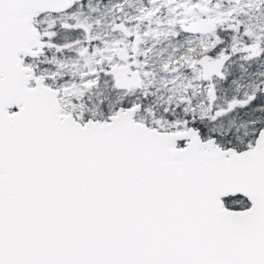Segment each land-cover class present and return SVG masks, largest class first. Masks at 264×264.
<instances>
[{
    "label": "snow or ice",
    "instance_id": "1",
    "mask_svg": "<svg viewBox=\"0 0 264 264\" xmlns=\"http://www.w3.org/2000/svg\"><path fill=\"white\" fill-rule=\"evenodd\" d=\"M0 264H264V0H0Z\"/></svg>",
    "mask_w": 264,
    "mask_h": 264
}]
</instances>
